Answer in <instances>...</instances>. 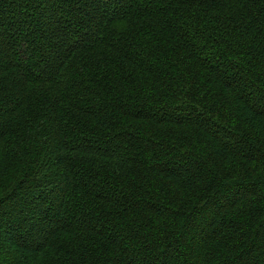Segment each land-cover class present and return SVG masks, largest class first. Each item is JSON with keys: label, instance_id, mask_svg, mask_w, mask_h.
Returning a JSON list of instances; mask_svg holds the SVG:
<instances>
[{"label": "trees", "instance_id": "trees-1", "mask_svg": "<svg viewBox=\"0 0 264 264\" xmlns=\"http://www.w3.org/2000/svg\"><path fill=\"white\" fill-rule=\"evenodd\" d=\"M0 264H264V0H0Z\"/></svg>", "mask_w": 264, "mask_h": 264}]
</instances>
